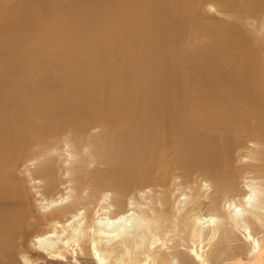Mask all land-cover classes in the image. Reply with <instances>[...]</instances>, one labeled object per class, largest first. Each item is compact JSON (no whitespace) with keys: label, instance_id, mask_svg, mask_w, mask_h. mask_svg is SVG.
Instances as JSON below:
<instances>
[{"label":"bare ground","instance_id":"obj_1","mask_svg":"<svg viewBox=\"0 0 264 264\" xmlns=\"http://www.w3.org/2000/svg\"><path fill=\"white\" fill-rule=\"evenodd\" d=\"M204 5L232 21L205 23ZM263 40L264 0L0 7V264H61L75 248L93 264L161 262L150 248L164 228L148 211L167 219L176 189L189 193L182 209L202 206L201 185L214 215L193 219L192 240L214 243L220 258L226 239L257 228L264 193L251 170L264 176L253 164L264 160ZM81 184L93 196L63 205ZM105 191L113 201L94 219L95 195Z\"/></svg>","mask_w":264,"mask_h":264},{"label":"rangeland","instance_id":"obj_2","mask_svg":"<svg viewBox=\"0 0 264 264\" xmlns=\"http://www.w3.org/2000/svg\"><path fill=\"white\" fill-rule=\"evenodd\" d=\"M16 1L17 0H0V7H4L7 4L16 3ZM208 7L209 5H204V7L202 8V10L205 11L203 12L204 13L203 19L205 20V23H211L212 21H216L217 19L219 20V18H220L219 20L220 22H222L223 19L224 22L232 21L230 20L229 17L215 13L212 8L209 7L210 8L209 9ZM206 13H209V15ZM241 25L243 32H247L249 35H252L251 37L253 39H256V35L253 27L244 23H241ZM263 46H264V40H263ZM258 55L261 59L264 60V48L261 50V52L259 51ZM260 150H259L260 155L262 154L260 157L263 158L264 147H260ZM253 164L254 167L259 166L261 169L264 167V160H260L258 162L253 161ZM260 171L261 170L258 169L251 170V172H254L253 175L258 176V177L254 176V182L257 183L259 189H261V191H263L262 193H264V176L262 174H258ZM20 175L24 176V178L27 177L26 172L21 168H20ZM259 175H262L263 177ZM82 185L83 184L79 185L77 188L74 189L73 197L67 199V201L63 205L72 202L77 205H81V203L84 202V199L93 196V193L89 194V192H84L83 191L84 187ZM69 190L67 192H69ZM198 190L200 194H205L203 198L199 200L200 203H203L202 206H196L195 203L190 202L189 205H186L185 209H182L183 205H179L178 202L180 199H182V201L186 200V198H188L189 196V193L188 192L183 193V191L176 189L173 190L171 196L168 199V206L165 209L167 213V217H166L167 219H159L158 216H162V214L154 213V211L153 212L148 211L150 217H154L153 215L157 216L156 218L159 221L160 226L164 228L162 232L159 231L157 234V238H159V243L154 247L150 248V250H153L155 247L156 250L158 249L156 254L160 255L162 261L158 262L157 260H155L153 264H202L201 262L198 261V259L195 258V255H193L194 254L193 252L196 251L197 252L199 251L201 261H203V264H258L259 260H260L259 264H264V260H263L264 245L262 244L264 243V217L259 223H257V228L254 229L248 226V232H246V229L243 228L241 232H236L234 234L235 236L230 237L228 240L226 239L224 242L225 250L224 252L220 253V258L217 257V254L216 255L212 254L213 253L212 250L215 249L214 243L204 239L202 242L200 241L199 244L198 241L192 240V237H190L189 233L193 229V219L202 216L211 217L214 215L213 211L208 210L206 206L207 203L203 202L204 197H206V195L209 193L207 192L208 188L207 187L204 188V186L201 185L198 186ZM29 191L31 192V198H32L31 202L33 203V205H37L39 203L37 202L39 196L34 194L35 191L34 189ZM52 194H54V192L49 193L48 197ZM103 194L99 195L97 193L95 195L96 205L93 207L94 211L90 215L94 219H97V215L95 214L100 210V208L102 207L105 201H107V203L113 201V197L112 198L109 197L110 195L106 194V191ZM138 195L137 193H135V195H133V198L136 199ZM134 196H136V198ZM127 201L128 200L125 201V206L128 205ZM58 214L60 217L64 216L65 218H67V214H64V211L59 212ZM86 218L88 220L87 224L92 227L95 220L92 219L90 220L89 217ZM45 227H46L45 224H39L38 230H44ZM248 233H250L252 241L246 237V235L248 236ZM255 241L258 242L259 248H261V246L263 247V251H262L263 254L261 255L262 258L261 257L253 258L252 255L253 250H256V246L254 244ZM75 250H76V254L68 255L67 258H63L61 264H93V261L90 259V256L87 255L86 252H84V250H80L78 248H75ZM34 258L35 256L30 257V259H34ZM145 260L146 258H144V261ZM148 264L151 263L148 262Z\"/></svg>","mask_w":264,"mask_h":264}]
</instances>
